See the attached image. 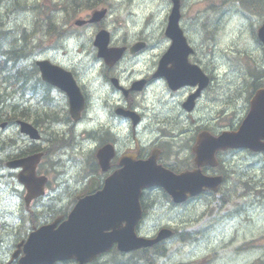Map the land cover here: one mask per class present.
Returning a JSON list of instances; mask_svg holds the SVG:
<instances>
[{
  "label": "rangeland",
  "instance_id": "1",
  "mask_svg": "<svg viewBox=\"0 0 264 264\" xmlns=\"http://www.w3.org/2000/svg\"><path fill=\"white\" fill-rule=\"evenodd\" d=\"M79 1L90 0H76L75 4H79ZM222 1H225L226 5L232 3L226 0H183V22L196 46L195 58L199 63L206 64L207 67L204 66L208 68L213 80L203 98L198 101L196 110L190 113L182 105L190 92L189 87L173 93L162 80L155 81L146 91L131 98L134 100V105L143 107L141 111L144 114V122L138 129L143 140L153 142L160 137V140L173 141V145L168 144L166 149L168 153L166 160L172 164L175 162L185 166L187 163H193L190 151L195 141L191 138L197 134L196 130L203 127L215 129L231 122V120L221 122L220 114L224 109L230 104L238 106L244 103L250 95L252 81L257 83L264 81V48L261 43L256 42V29L259 24L253 26L250 25L249 20L242 19L245 10L242 6L236 9L241 12L238 15L234 12L220 14L213 6H217ZM54 2L55 0H0V30L8 32L6 38L9 41L4 70L9 66L7 59L10 55L14 57L10 61H17V65L12 66L11 69L21 66L24 60L34 55H37V58L50 57L62 61L69 67L77 68L90 97L87 117L97 120L90 121L89 126L93 124L107 126L108 123L111 124L107 103L108 101L114 103L116 98L113 99L111 93H106L105 87L100 85L102 82L100 72L104 62L99 61L97 49L93 44L99 26L79 28L74 25L73 20L68 28L75 33L66 32L61 25L64 26L68 18L79 8L67 5L62 8L58 6L56 9H44L42 12L43 10L38 6V4L46 6L47 3L53 5ZM104 2L110 7V15L103 23L111 32L114 45L129 46L145 40L146 47H149L139 57L129 54L124 58L121 64V69L125 71L121 72L124 82L129 83L134 78H141L153 72L158 57L164 53L169 44L164 29L172 0H106ZM205 6H211L212 12L208 15H206L207 9L202 10ZM92 10L83 11L80 16L88 17ZM152 12L157 20L147 29L144 21ZM215 26H219V33L215 37H209L211 29ZM55 28L59 33L54 32ZM245 56H249L252 64L259 67L261 80L260 75L255 73L256 69L245 62ZM17 72L18 70L15 75ZM252 77L256 79L252 80ZM3 84L7 86L2 88V91L5 90V95L4 93L0 95V98H4L0 100V144L16 136V129L11 128L13 117L21 109L24 110L28 103H34L39 98L36 96L30 98L32 99L30 101L27 96L31 94L26 93L27 96L21 94L18 90L19 84L0 78V86ZM108 88L111 90L110 85ZM156 91L159 92L156 94ZM54 96L53 104L56 110L65 114L67 98L63 93H54ZM117 96L118 104L127 105L131 101L120 93ZM145 106L148 108L146 109ZM55 115L56 112L49 110L39 114L38 120L48 124ZM112 120L116 129L123 132L124 137L128 135L132 139L129 124H119L116 118ZM5 121H8L9 125L3 128L1 123ZM158 125L162 127H157ZM85 127L87 126L80 127L78 131L80 140L85 135ZM53 131L60 134L68 132V125L61 123L58 127H52L51 132ZM45 135L48 138L52 136L50 131H45ZM78 136L73 142L62 143L61 149L57 146L53 152L57 157L48 155L43 168L47 169L51 161L56 159L57 162L62 163L60 164L62 172L70 167L72 175L75 176L86 170L87 165H90L95 158L93 145L87 142L79 143ZM63 138L67 139V136ZM27 141L20 140V143L26 145ZM60 153L65 156L58 155ZM238 154L236 157H231L229 162L236 168L238 178H243L242 184L238 187L239 193L245 191L242 198L239 194H235L231 196L228 204L221 207L222 200L218 199L219 196H211L183 205L181 208L173 201L167 200L161 192L154 197L144 199L149 214L142 222L143 234L152 236L160 230V227L167 225L177 230V235L166 243L165 253L160 255L158 263L155 260V264L206 262V264H264V156L253 158L247 152ZM65 157L68 159L66 160ZM61 158H63L62 162ZM252 158L258 161L254 168L249 164V159ZM0 175H3V178H0V222L2 223L0 232L6 239L7 249L14 238L10 233L14 234L15 231L17 237L19 232L17 228L21 223L17 222L16 215L13 217L11 213L18 208H24L15 196H23L21 192L24 194L25 188L19 184L21 192L14 194L12 189L15 180L12 179L6 165L0 167ZM16 181L18 183L17 179ZM234 181L233 178L230 183ZM16 223L13 231L11 226ZM25 223L27 226L35 224L31 219L25 220ZM6 249H2L0 245V256H3V251H8ZM122 259L126 260L127 257L114 258L116 261ZM114 260L103 259L98 264H113ZM140 264L145 263L140 262Z\"/></svg>",
  "mask_w": 264,
  "mask_h": 264
},
{
  "label": "flooded vegetation",
  "instance_id": "2",
  "mask_svg": "<svg viewBox=\"0 0 264 264\" xmlns=\"http://www.w3.org/2000/svg\"><path fill=\"white\" fill-rule=\"evenodd\" d=\"M230 12H234L235 15H238L241 13L240 11L236 9L231 10ZM263 13H264V0H260L257 6H255V9L250 11V14H251V17L249 18L250 25L254 26L255 24H258V22L264 23ZM36 58H37V55H34L24 60L16 74V77H18L21 80L20 88L22 91H24L23 93L25 95L26 93L31 94L29 96L26 95L30 101H31L30 98H33L37 92V88H35V82H30V81L34 80L41 74L40 70L38 72L36 71V67L34 64ZM49 59L53 60L51 58ZM121 64L122 63L118 64V66H115V67H107V66L104 67L103 66L101 68L100 78L102 79V82L100 83V85L102 87H105L106 93H112L115 90V86H116L115 80L118 78H122L121 72H124V70L121 69ZM4 67L5 65L3 66V70H4ZM151 79L147 80L148 83H151L152 81ZM109 85L111 86V90H109L108 88ZM192 90H194V88H192ZM250 90H251L250 92V98H251L253 96L254 90L252 87ZM101 91L103 90L101 89ZM132 92L133 91L128 92L127 95L131 94ZM249 101L248 103H242L238 106L233 105V104L228 105L226 109L224 110L225 115L227 114L228 117L232 119L239 117V119L243 121V119L248 115V112L250 111ZM41 103H46V101L42 99ZM48 104H49L48 108H44V110L50 109L51 111H54V109H56L52 102ZM28 105L29 103L25 107L28 108ZM131 108H134V107L131 106ZM119 109H122L124 111L132 110L129 107L123 108L122 106H119L118 109H115V113H114V118L116 119L118 118L117 114H119ZM137 116L139 119L140 116L139 115ZM220 116H221V122L223 123L229 120L228 117H225L223 115H220ZM54 118H57V117H54ZM240 123L238 122L237 124H231L230 122H228L226 125L220 126L219 128L210 129L208 127H203L202 129H197L196 131L198 134L199 132L203 131V129H206V130H209L212 134L218 135L222 133L223 131H227V130L232 131V130L238 129V126ZM157 127H162V126L158 125ZM132 128H133V133H134L133 140L130 138V136H128V138L124 137L123 139L117 136L116 134L111 133L108 140H106L105 142L99 141L97 143L96 149H98L99 147L101 148L103 144L104 145L113 144L115 146L116 156L112 157L111 159L112 161L110 162V165H109L110 169L108 171H103L100 168L98 157L97 159L91 162L90 167L92 169H87L85 175L84 174L81 175L83 171L82 170L75 177H73L74 175H70L69 177V175H67V172L65 171L64 174L62 173L63 179H61L62 174L59 173L57 170H55L56 162H53L54 169L52 167L51 168L48 167L47 169L41 167L38 169L37 179L40 182H45L46 186H44V188L46 187V189H44V192L42 195H40L39 197L33 198L31 201V204L32 206L35 207L36 211L35 213H32L33 215L30 216L29 219L33 220L35 224H31L27 226L25 223V219L27 218H25L22 215L16 216L17 222L18 221L21 222L17 228V230L19 231L18 236L15 237V231H14L15 226L17 225L16 223L15 225L11 226L12 230L14 231V234L10 233L12 236H14V238L13 240H11L10 246L7 247L8 251L7 252L3 251V254H2L3 256H0V264H24L22 262V258L26 255L24 247H25L26 240L28 236L30 235V233L41 228V226L48 225V224H50L52 229L57 230L67 218L66 216L75 208L76 202L78 201V199L80 197L86 196L89 193V190L93 186L94 181H95L94 185L97 187L95 190H99V188H101L102 185H104L106 181L105 179L108 176H110V174H113L115 171L121 168L120 159L125 153H128V152L132 153L136 155L137 159L144 160L145 158L152 156L151 153L157 150V147H158L159 154H160L159 155L160 160L162 159V161H164V163L167 166H171L176 172H181L182 170H186V169H193V167H195L194 162L192 165L187 163V165L185 166H180L178 163L175 164V162L174 164L168 162L166 160V156L168 155V153H167V150L164 148V146H162L161 144L157 146L156 145L146 146L144 142L139 141L136 138V129L133 123H132ZM163 133H166V132L163 131ZM197 134L192 136L191 140H194L196 142L195 138ZM76 136H77L76 133H74L71 139H69L66 142H71V141L73 142ZM15 138L16 136H13L12 138H10L11 140L9 141H3V144L1 146L2 154L7 151L10 154H14L12 159H18L22 157V155L18 157L17 153H13L12 150L7 148L6 146L8 142L14 141ZM91 138H95V135H92ZM75 139H77V137ZM44 146H45V143H43V147ZM190 152H191L190 158L194 160V152H192V149ZM240 152H247L248 154H251V157L253 158L264 156V152H257V151L250 150L249 148H245V147L243 148L242 147L240 148L228 147V149H217L216 154H215L216 164L206 163L204 166H202V171L204 174L206 173L212 176L220 175L223 177V182L219 185L218 191L213 192L212 190H206L205 192L194 196V198H188L187 201L181 204H178V207L181 208L183 207V205H189V204L195 203L196 201H201L203 199L209 198L211 196H217V197L219 196L218 199L222 200V204H221V207H222L223 205L228 204L230 202L231 196L235 194H239L241 198L244 197L245 191H243L242 193H239V190H238L239 189L238 187L243 182V178L242 176H241L242 179L238 178L236 168L234 167L233 163L229 162V159L231 157H236L237 155H239L238 153ZM58 155L65 156V154L63 153L62 154L60 153ZM52 157L56 158L57 154L52 153ZM253 158L249 159V164L252 165L254 168V165L258 161H255ZM62 159L63 158H61V162H62ZM67 159L68 158H66V160ZM53 160L56 161V159H53ZM11 171H12V173L10 172L11 176L18 178L19 172H20L18 168H15V170H11ZM0 178H3V175H0ZM233 178L235 179V181L230 183V181ZM149 190L150 191L146 190L145 191L146 193L144 192L145 195L143 196V199L149 197L150 195H151L150 197H152L154 196L153 194H158L159 192L166 195L164 191H162V189L160 188L158 189L153 188ZM26 194H27V191H26ZM24 207L29 208L26 206V204H24ZM144 210H145V207H144ZM0 227H1V222H0ZM5 241L6 239L3 238V235L0 232V245L2 246V249H6L7 244L5 243ZM38 264H77V263H76V260L73 258H66V259H55V261L43 262V263H38Z\"/></svg>",
  "mask_w": 264,
  "mask_h": 264
},
{
  "label": "water",
  "instance_id": "3",
  "mask_svg": "<svg viewBox=\"0 0 264 264\" xmlns=\"http://www.w3.org/2000/svg\"><path fill=\"white\" fill-rule=\"evenodd\" d=\"M175 4L172 9L173 13L170 17V25L167 30V35L171 36L173 38V44L171 49H175L178 44H181L185 48V53L183 57V63L189 67L187 63V55L189 51L191 50L189 46L186 44V40L182 34V31L179 28V0H174ZM104 13V12H103ZM103 13L96 14L95 19L100 18L103 16ZM260 31V38L264 42V26L259 30ZM97 45L100 47L101 51L100 54H105L106 52V46H107V37L103 34H100L98 41L96 42ZM181 48V46H179ZM167 56V54L165 55ZM164 63V62H163ZM54 71H52L50 68H47L46 70H43V73L45 75H51L52 77L55 76ZM189 76H193L191 73L188 74ZM46 79H50L47 75H45ZM67 89L70 93V95L73 94L75 90V86L73 84L67 86ZM77 98V95L75 97ZM252 106L253 110L250 113V116L248 119L244 122L242 125L243 127L241 130L234 136L237 144L246 145L253 148L254 150L264 151V90H261L254 99L252 100ZM78 110V109H77ZM22 124L21 131L23 133L29 134L32 138L38 139L40 137L38 130L27 122H20ZM195 151L198 152V150ZM39 157V156H38ZM35 156V158H38ZM207 157V153L200 154L198 152L196 161L197 163H202L201 161L205 160ZM29 164H31L30 171H33V163L34 159L32 157L27 158ZM133 182V199L131 200H123L119 201L118 208L115 210H112V207H109L108 209L105 208V198L103 196H100L97 201H93L92 206V215L88 217L87 221V234L85 237H87V241L77 239V236H82L81 232H77L75 237L71 238L69 237L68 233H64L63 236H59L57 243L53 245V247H57L61 245L63 248H60L58 253L61 255H71L79 257L81 261H88L90 258H94L98 253L102 251V249H107L110 247L113 242H118L119 249L120 250H130V249H136L140 246H149V244H153L155 242L161 241V239L167 237L171 231H168L167 229H162L160 233L157 235L156 238H145L135 235V225L139 217H141V210L138 208L139 204L137 202V186L141 183L145 182L146 184L151 183H162L165 185V188L169 190V192L172 193L174 200L176 201H183V199L186 197L187 193H190L193 195L194 193L198 192L199 189H202L204 186H211L210 181L208 178L200 179L195 178L194 176H191L189 173H185L179 176H175L173 174H169V176L161 175V174H152V176L144 175L142 178H140V174H137L134 177ZM132 203H134V206L131 210ZM129 204L128 209H124L125 206ZM112 211V212H111ZM106 212V213H105ZM134 212V213H133ZM114 214H117L119 218H126L127 219V225L126 227L122 229H115L111 233H106V228L112 227L113 224L109 223V221H112L114 217ZM98 223V225H96ZM114 227V226H113ZM116 228V227H114ZM66 241V243L64 242ZM78 242H81L84 244V251L83 252L81 247L79 246L78 249H75L71 246H77ZM68 247V248H66ZM90 255V257H88Z\"/></svg>",
  "mask_w": 264,
  "mask_h": 264
},
{
  "label": "bare ground",
  "instance_id": "4",
  "mask_svg": "<svg viewBox=\"0 0 264 264\" xmlns=\"http://www.w3.org/2000/svg\"><path fill=\"white\" fill-rule=\"evenodd\" d=\"M74 8H77L76 6H73ZM210 20H211V18H210ZM207 23V22H206ZM65 24H66V22L64 23V26H65ZM64 29H65V27L63 26V25H61ZM54 32L55 33H59L58 31H56V28H55V30H54ZM7 34H8V32L7 31H3V30H0V78H2V79H4V80H6V81H9V82H13V83H17V84H19V87H18V90L21 92V94H23L24 95V91H22L21 90V88H20V84H21V80L18 78V77H16V75H15V73H16V71L17 70H19V65H18V67L16 68V69H11L12 68V66H15V65H17L16 63H17V61H10V62H8V67H7V69L6 70H4V72H3V66L5 65L4 64V61H6V56H7V50H8V47H9V41H7ZM146 46H147V44H146ZM147 49H149V47H146V49L143 51V52H141V54H137V55H135V57H139V56H141ZM132 56H134V55H132ZM48 59L50 58V57H47ZM52 59V58H51ZM4 64V65H3ZM125 72V71H124ZM13 75H15V76H13ZM13 76V77H12ZM261 84H264V81H261V82H259V83H252V88L254 89L256 86H258V85H261ZM5 86H7V84H3V85H1L0 87H3V88H5ZM111 87V86H110ZM251 92V91H250ZM4 95H5V93H4ZM249 97H250V95H249ZM249 97H248V99H249ZM27 110V108L25 107V109L23 110V109H21L20 111H19V113H17L14 117H13V120H12V126H11V128H15L16 129V136L17 137H20V135L19 134H17L18 133V124H16V122H17V119H18V117L20 116V114H22L24 111H26ZM37 115H39V114H37ZM38 119V118H37ZM1 125H2V127L3 128H5V127H7L8 125H9V122L8 121H5V122H3V123H1ZM77 137V136H76ZM75 137V138H76ZM74 138V139H75ZM80 139V138H79ZM77 141V140H76ZM2 144H3V142L0 144V154H2V148H1V146H2ZM8 152V151H7ZM9 153V152H8ZM157 247H160L161 249H163L164 247L161 245H158ZM163 253H161L162 255L165 253L164 251H166V248L164 249V250H161ZM260 264H263V263H260Z\"/></svg>",
  "mask_w": 264,
  "mask_h": 264
},
{
  "label": "trees",
  "instance_id": "5",
  "mask_svg": "<svg viewBox=\"0 0 264 264\" xmlns=\"http://www.w3.org/2000/svg\"><path fill=\"white\" fill-rule=\"evenodd\" d=\"M86 2H90V1H86ZM79 4H76V5H79ZM91 4H87V5L91 6ZM13 58L14 57L10 55V58L7 59V63L10 61V59H13ZM5 63H6V61H5ZM2 88L3 87H0V95H1ZM27 114L28 113L26 111H24L22 114H20V116L25 118V117H27ZM161 245L164 247L163 244H161ZM157 246L158 245H155L152 248L149 247L148 249L145 248V249H141V250L138 251L140 259L142 261H144L145 264H155V262H156L155 260H157V263H158V258L160 257L161 253H163L161 250H164L165 248L161 249L160 247H157ZM114 258H116V257H114ZM114 258H113V260H114Z\"/></svg>",
  "mask_w": 264,
  "mask_h": 264
}]
</instances>
